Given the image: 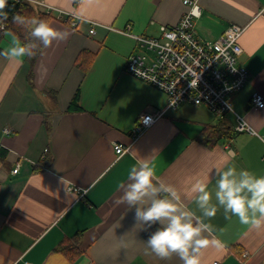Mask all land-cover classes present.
Here are the masks:
<instances>
[{
	"label": "crops",
	"instance_id": "crops-1",
	"mask_svg": "<svg viewBox=\"0 0 264 264\" xmlns=\"http://www.w3.org/2000/svg\"><path fill=\"white\" fill-rule=\"evenodd\" d=\"M37 1L54 8L49 24L69 35L33 62L0 56V264H181L175 256L164 261L146 254L154 229L141 230L133 211L114 201L144 158L197 215L190 186L208 178L215 203V166L225 153L236 154L238 169L264 176V107L251 104L252 94L264 96V0H197L201 16L194 20L204 41L234 24L245 28L238 64L249 78L230 102L254 134L236 131L232 113L219 120L204 106L167 109L163 91L126 71L132 54L153 56L134 36L160 37L162 25H176L188 10L183 0ZM67 14L81 18L77 27ZM12 36L4 35L0 52ZM157 110L163 116L132 142L140 116ZM212 126L225 135L208 146L201 134ZM117 144L129 151L117 155ZM205 222L214 229L209 238L220 244L202 250L201 264H264V229L226 219L219 206ZM61 242L74 246L73 259ZM240 249L246 258L235 254Z\"/></svg>",
	"mask_w": 264,
	"mask_h": 264
},
{
	"label": "clouds",
	"instance_id": "clouds-1",
	"mask_svg": "<svg viewBox=\"0 0 264 264\" xmlns=\"http://www.w3.org/2000/svg\"><path fill=\"white\" fill-rule=\"evenodd\" d=\"M8 0H0V18L7 19L5 11ZM13 23L31 25L28 35L22 41L13 35L11 45L0 52L9 61L22 64L25 57L32 58L38 52L52 47L53 42L67 39L68 33L51 26L44 19H26L22 15L13 16ZM192 84V83H191ZM234 152L225 153L215 166V192L208 190V178L196 179L187 193L199 209L197 215L182 204L177 189L162 179H158L149 158H144L133 166L128 181L121 185L123 194L114 203L125 204L133 211L135 225L150 232L145 241V253L168 261L174 256L181 264H201L202 250L219 246L210 223L219 208L226 219L236 217L249 230L264 229V176H258L247 169H238L233 161Z\"/></svg>",
	"mask_w": 264,
	"mask_h": 264
},
{
	"label": "built area",
	"instance_id": "built-area-1",
	"mask_svg": "<svg viewBox=\"0 0 264 264\" xmlns=\"http://www.w3.org/2000/svg\"><path fill=\"white\" fill-rule=\"evenodd\" d=\"M17 1L32 2L41 6L45 13L54 10L43 1ZM183 4L188 10L176 25H162L160 37L134 36L139 47L153 56L141 52L132 54L126 62V71L163 91L168 96L167 109H176L186 103L204 106L221 120L232 113L236 117V131L254 134L230 102V96L242 90L249 78L247 69L238 64V58L243 53L240 39L245 28L234 24L215 41L201 40L194 30V20L201 16V7L197 0H183ZM60 14L64 15V12ZM67 17L73 28L81 20L75 14H67ZM89 32L93 34L94 29ZM251 104L263 108L264 96L252 94ZM163 114L161 110L142 114L131 131L132 142L137 141ZM4 132L9 134L10 130ZM114 148L120 156L130 147L117 144ZM18 170L19 166H16L13 173L17 174ZM247 256L248 253L244 252L243 258Z\"/></svg>",
	"mask_w": 264,
	"mask_h": 264
},
{
	"label": "trees",
	"instance_id": "trees-1",
	"mask_svg": "<svg viewBox=\"0 0 264 264\" xmlns=\"http://www.w3.org/2000/svg\"><path fill=\"white\" fill-rule=\"evenodd\" d=\"M7 12V19L0 18V42L3 39L4 35L6 33H9L11 35H15L19 37L22 41H24L25 37L28 35V32L30 30L31 25H17L13 23V16L19 14L24 16L26 19H44L48 23L52 18V15L50 13H44L39 12L35 9V7L30 2L25 1H17V0H8V5L5 9ZM3 26V28H1ZM41 52V51H40ZM40 52L37 53L35 57L28 58L30 61H34L40 54ZM88 67L86 66L85 69ZM76 100V98H75ZM218 118V117H217ZM219 119V118H218ZM221 120V119H219ZM224 129L220 126H212L210 128H207L203 131L201 134V139L204 141V143L208 146H212L216 143H218L224 136ZM60 249L70 258H74L75 248L73 245H70L68 243L61 242ZM75 252V253H73ZM243 251L240 249L236 251L235 254L239 256L240 258L243 257ZM77 254V253H76Z\"/></svg>",
	"mask_w": 264,
	"mask_h": 264
}]
</instances>
